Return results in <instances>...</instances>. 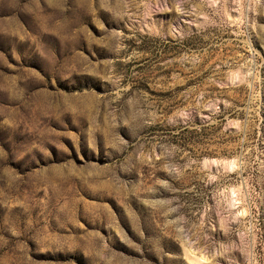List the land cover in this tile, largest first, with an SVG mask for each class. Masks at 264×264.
<instances>
[{"label": "rangeland", "instance_id": "rangeland-1", "mask_svg": "<svg viewBox=\"0 0 264 264\" xmlns=\"http://www.w3.org/2000/svg\"><path fill=\"white\" fill-rule=\"evenodd\" d=\"M0 264H264V0H0Z\"/></svg>", "mask_w": 264, "mask_h": 264}]
</instances>
